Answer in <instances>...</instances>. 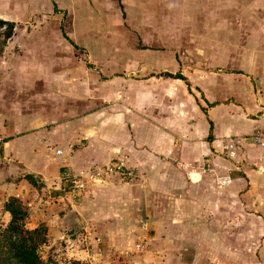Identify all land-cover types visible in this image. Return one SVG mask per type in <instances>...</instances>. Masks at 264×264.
Segmentation results:
<instances>
[{
    "label": "crops",
    "instance_id": "0c3cea01",
    "mask_svg": "<svg viewBox=\"0 0 264 264\" xmlns=\"http://www.w3.org/2000/svg\"><path fill=\"white\" fill-rule=\"evenodd\" d=\"M0 17L14 21L0 204L17 196L27 226L73 227L103 251L133 218L145 252L175 246L174 264H264L249 225L264 224V0H0ZM114 158L137 176L93 184L74 208L46 203L64 168Z\"/></svg>",
    "mask_w": 264,
    "mask_h": 264
},
{
    "label": "built area",
    "instance_id": "2783aa9c",
    "mask_svg": "<svg viewBox=\"0 0 264 264\" xmlns=\"http://www.w3.org/2000/svg\"><path fill=\"white\" fill-rule=\"evenodd\" d=\"M6 24L4 23L0 29H4ZM254 140L259 141L262 145H264V138H260L259 135H254ZM4 146V141L0 137V167L3 160V155L1 154ZM235 145L230 143L227 145V148H230V154L234 153ZM56 153H61V148L55 149ZM137 176L135 170L132 167L127 166L120 158H114L109 162L102 164H93L86 168L85 170H74L72 168L66 167L62 171H60L57 181L55 184H52L47 190L46 193V202L48 204H59L64 208H74L79 205L84 197L86 191L95 184L108 180L112 177H117L123 181H130ZM227 177H221V179L225 180ZM3 203L0 204V211L2 210ZM88 233L82 232L79 233V236L76 239L73 238V242L76 245L69 244L70 254L67 264H74L76 261L77 264H97L96 255H101L103 253V248L100 245L99 236H95V242L89 240L87 235ZM72 242V243H73ZM136 247L138 249H144L142 243L137 242ZM83 249L86 252V255L81 256L77 250ZM94 260V263L92 261ZM73 261H71V260Z\"/></svg>",
    "mask_w": 264,
    "mask_h": 264
},
{
    "label": "rangeland",
    "instance_id": "374dc122",
    "mask_svg": "<svg viewBox=\"0 0 264 264\" xmlns=\"http://www.w3.org/2000/svg\"><path fill=\"white\" fill-rule=\"evenodd\" d=\"M36 21L37 19H33V22H36ZM46 203L48 204V202ZM249 219L251 220V223H249V225L250 226L252 225L253 232H256L259 235L261 234L260 236L264 237V224L261 222V218H249ZM256 219H258L260 223L257 224ZM120 220L123 221L122 224H120V248L114 249L111 247L108 250L103 251V253L99 257L98 255H96L95 259L97 261V264H174L177 261L176 259L180 255L177 256V253L179 251L175 250L176 249L175 246L163 247L161 246L162 243H160V245L159 244L156 245L159 248L158 250H160L155 253L156 255L151 254L148 250L145 252V249H138L136 247V243L141 242L144 237H142L138 229H135V230L129 229L128 224L134 221L133 218H120ZM126 220H128V224H126ZM263 220L264 218H262V221ZM5 223H6V218H4V215L0 216V227L4 226ZM115 225L116 223H114V228H115ZM249 225L247 226L248 228H249ZM241 226L243 225L238 224V231L242 230L241 228L243 227ZM71 228H72L71 231H69L70 228H68L67 230L65 229L62 236L58 235L59 237L56 236L51 231V235H49L47 241L41 245L40 254L44 259L49 258L50 264H67V260L70 256V254L67 252V248H68V251L70 252L69 246H71V244L76 245L75 242H73V238L76 237V234L78 237L79 233H82V231H77L76 233L69 235L68 231L69 232L73 231V227ZM126 229H129L131 231L128 232V230ZM136 230H138V232ZM255 236L257 235L255 234L254 237ZM232 239H233L232 237L226 236V240L228 243L232 244L233 242ZM195 240L196 239H194L193 237H190L189 239H186V240L184 239L182 243L188 244V246L190 245L192 246L193 243L197 242ZM69 241H71V243L68 246ZM255 241H256V246H257L259 242V238H253V243ZM183 251L184 253L188 254L190 250L184 248ZM77 252L79 253V250H77ZM206 260L210 262L212 261V257L206 259L202 257V254L201 255L199 254L196 256V259L195 261H193L192 264H207ZM92 261L94 263L93 258H92ZM256 263H257L256 261L253 262V264H256Z\"/></svg>",
    "mask_w": 264,
    "mask_h": 264
},
{
    "label": "trees",
    "instance_id": "16d2710c",
    "mask_svg": "<svg viewBox=\"0 0 264 264\" xmlns=\"http://www.w3.org/2000/svg\"><path fill=\"white\" fill-rule=\"evenodd\" d=\"M0 54L7 38L12 34L14 21L0 17ZM29 181L36 184L34 177L27 174ZM8 212L10 217L0 227V264H50L49 258L44 259L40 247L47 239V225L41 221L34 227L27 226L29 208L17 196H9L2 207V213ZM77 264L76 261L73 262Z\"/></svg>",
    "mask_w": 264,
    "mask_h": 264
}]
</instances>
